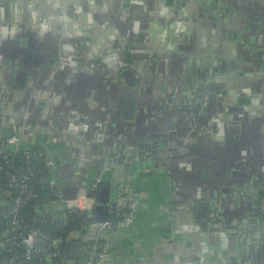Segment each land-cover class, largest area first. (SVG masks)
<instances>
[{"label":"crops","instance_id":"obj_1","mask_svg":"<svg viewBox=\"0 0 264 264\" xmlns=\"http://www.w3.org/2000/svg\"><path fill=\"white\" fill-rule=\"evenodd\" d=\"M224 1L229 8L212 18L208 0H0V132L18 127L49 141L66 185L103 172L110 195L118 186L142 193L134 224L114 236L116 262L203 264L207 235L210 248L264 264L255 219L264 196V0ZM126 53L141 78L135 88L107 62ZM125 99L134 100L128 120ZM201 203L225 223L199 215ZM238 225L246 245L232 235Z\"/></svg>","mask_w":264,"mask_h":264},{"label":"built area","instance_id":"obj_2","mask_svg":"<svg viewBox=\"0 0 264 264\" xmlns=\"http://www.w3.org/2000/svg\"><path fill=\"white\" fill-rule=\"evenodd\" d=\"M264 60V47L260 48ZM18 131L0 132V264H121L115 261L114 236L134 224L142 193L118 186L106 202L96 196L102 175L80 184L74 197L63 192V164L48 141ZM104 203L108 218L98 220ZM264 210V196L259 203ZM87 211V213H85ZM84 215L77 229L56 234L70 225L71 216ZM80 245V259L69 256V243ZM9 248L10 255H3Z\"/></svg>","mask_w":264,"mask_h":264},{"label":"water","instance_id":"obj_3","mask_svg":"<svg viewBox=\"0 0 264 264\" xmlns=\"http://www.w3.org/2000/svg\"><path fill=\"white\" fill-rule=\"evenodd\" d=\"M260 59L263 62L262 67L264 70V60L261 58V56H260ZM121 76L123 77V79L128 84H131V85L138 81V76L130 68L123 70L121 72ZM26 80H27V72L24 70H19L16 74V77H15L16 86L24 87L26 85ZM123 105H124L123 106V118L127 119V120L132 119L134 117V110H135L134 109V100L133 99H126V100H124ZM9 131H18L22 135V137H25L26 135H28L25 132V130L24 131L22 129L20 130L18 127L15 129H14V127H12V129ZM29 136H30V134H29ZM31 136H33V135L31 134ZM47 139H49V138L47 137ZM63 184H64L63 192H64L65 197H74L76 195L77 190H78V186L81 183L78 184L77 186L66 185L65 182H63ZM100 196H101L100 198H101L102 202H106L108 200V198L110 196L109 184L104 183L101 186ZM255 205H256L257 209H260L258 202H256ZM205 209H206V204L201 203L199 208H198V214L199 215L206 214ZM85 213H87V211H85ZM206 215H208V222L212 225L219 224V226H222L225 223V221L222 219L217 220L215 217L216 215L211 214V211H208V213ZM96 216H97L98 220H106L108 218V207L104 203H99L97 205ZM255 219H256V222H258V225L261 227V230H262V231H260L261 233L259 234L258 239L264 238V210L261 211V213L257 214ZM235 231L236 232L234 234H232L235 238V242L241 243L244 245L248 244V242L246 241L247 235H248V229L246 230V228H241V226L238 225ZM202 237H203L204 247H205V250H204L203 246L200 245V251L204 250L202 261H205V262H203V264H213V261H215L217 264H246L247 263L246 260H244V258H242V257L238 258L237 254L236 255L234 254L233 256H231L228 253V250H223L220 253L218 250H214L213 248H210L209 247V244H211L209 241L210 239L207 238V235H204ZM201 247H202V249H201ZM235 250H236V248H235ZM222 254H225L226 256L224 257ZM69 256L72 259H77V260L80 259V245L75 241H71L69 243ZM21 264H26V263L22 262Z\"/></svg>","mask_w":264,"mask_h":264},{"label":"flooded vegetation","instance_id":"obj_4","mask_svg":"<svg viewBox=\"0 0 264 264\" xmlns=\"http://www.w3.org/2000/svg\"><path fill=\"white\" fill-rule=\"evenodd\" d=\"M171 1V3L173 2V0H165V2L166 3H169ZM223 2L222 3H220L219 2V0H208V3H207V5H206V8H208V10H207V12H208V14H209V12L211 11V14H209L208 16L209 17H212V18H215V14H217L218 13V9L217 8H229V6H227L228 5V3H227V1H224V0H222ZM231 1V0H230ZM229 2V1H228ZM229 3H233L232 1L231 2H229ZM234 6V5H233ZM235 7V6H234ZM235 8H237V7H235ZM239 8V7H238ZM223 14H225V16H226V13H224L223 12ZM169 17H172V16H169ZM219 18L221 17V15H219L218 16ZM245 17V16H244ZM121 18V17H120ZM123 18V17H122ZM231 16H230V20H231ZM249 21H251L250 19H248ZM246 21V17H245V19L243 20V22H247V23H249L250 24V26H252L251 25V22H249V21ZM158 30H160V28H157V31ZM109 36V35H108ZM246 36V35H245ZM110 38H112L113 36H109ZM248 37V36H247ZM262 47H264V44L262 43V44H260V46L257 48V53H258V56L260 57V48H262ZM31 44H27V46L25 47V49H24V53H23V55H26L27 57H28V54H30L31 52ZM108 58H110V59H114L113 61L112 60H108L107 62H109L111 65V68H114V69H122L121 70V72L123 71V70H125V69H127V68H130L131 70L132 69H134V64H133V62L132 61H129L128 59H130V54L129 53H126L125 54V56H122V55H118V54H116V56H114V55H111V57H109L108 56ZM118 58H120V59H118ZM128 58V59H127ZM260 59V58H259ZM107 69V71L106 72H112V70H114V69ZM133 71V70H132ZM121 72H120V74H121ZM134 72V71H133ZM112 79L114 78V76L113 77H111ZM143 79V78H142ZM115 80H117V82L119 81V82H121L120 80H124L123 79V77L121 76V79L119 80V78L118 77H116L115 76ZM125 81V80H124ZM140 81H141V78L140 77H138V81L136 82V83H134V84H128L126 81V83H127V85L129 86V87H131V88H135L136 86L138 87V85L140 84ZM122 83V82H121ZM107 84V83H106ZM112 84V83H111ZM120 89H119V91H120V94L125 90V88L123 87V85H121L120 87H119ZM133 93L134 92H132V93H130V95L131 96H135V94L133 95ZM122 95V94H121ZM133 97H131V98H133ZM126 100V99H125ZM123 102H124V100H123ZM122 102V103H123Z\"/></svg>","mask_w":264,"mask_h":264},{"label":"trees","instance_id":"obj_5","mask_svg":"<svg viewBox=\"0 0 264 264\" xmlns=\"http://www.w3.org/2000/svg\"><path fill=\"white\" fill-rule=\"evenodd\" d=\"M96 196L101 199L100 197V191H96ZM85 217L84 215H80V216H71L70 219H69V222H70V225L68 226H65L61 229V231H57L56 234H60V235H68L70 234L72 231H74L75 229H77V226H78V223L81 221V220H84ZM11 252H9V248H5L3 250V255H10Z\"/></svg>","mask_w":264,"mask_h":264}]
</instances>
